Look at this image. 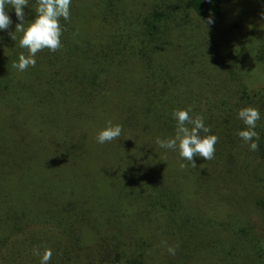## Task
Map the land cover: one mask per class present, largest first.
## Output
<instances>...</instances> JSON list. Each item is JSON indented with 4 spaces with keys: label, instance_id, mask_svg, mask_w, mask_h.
Instances as JSON below:
<instances>
[{
    "label": "trees",
    "instance_id": "1",
    "mask_svg": "<svg viewBox=\"0 0 264 264\" xmlns=\"http://www.w3.org/2000/svg\"><path fill=\"white\" fill-rule=\"evenodd\" d=\"M6 11L0 264H40L45 248L48 264H264V0H71L62 48L24 71ZM189 106L219 137L195 168L156 143ZM246 106L257 151L237 135ZM109 120L121 136L98 143Z\"/></svg>",
    "mask_w": 264,
    "mask_h": 264
},
{
    "label": "clouds",
    "instance_id": "2",
    "mask_svg": "<svg viewBox=\"0 0 264 264\" xmlns=\"http://www.w3.org/2000/svg\"><path fill=\"white\" fill-rule=\"evenodd\" d=\"M28 5V0H0V30H7L12 24V19L6 11V6L14 7L15 15L20 23L15 26V31L22 33L19 40L21 48L28 50V55L20 54L19 62L13 67L20 71L26 70L29 66L36 64L35 56L38 52L49 49L56 52L62 48L61 36L63 32L60 23L61 18L70 19L71 0H37L35 8V18L25 21L24 7ZM210 17L207 23H212ZM12 39L15 37L12 36ZM191 106L186 109H177L173 116L177 121L175 135L168 139L157 138L156 143L166 149H179V155L191 163L193 168L197 167L196 156L203 157L205 161H210L215 157V145L219 141L216 134H211L210 128L205 126L202 115L193 117ZM238 117L246 125L244 130L238 131L237 135L248 143L251 151L259 149V134L255 131L257 121L260 120V111L254 106H246L239 110ZM122 133V125L113 124L107 121V126L97 134V142L105 143L118 139ZM203 133V135H202ZM187 165L181 164V167ZM167 246V242H163ZM177 246H167V251L175 255ZM34 254L41 256L40 264H48L52 258V250L45 248L43 254L38 249H34Z\"/></svg>",
    "mask_w": 264,
    "mask_h": 264
},
{
    "label": "rangeland",
    "instance_id": "3",
    "mask_svg": "<svg viewBox=\"0 0 264 264\" xmlns=\"http://www.w3.org/2000/svg\"><path fill=\"white\" fill-rule=\"evenodd\" d=\"M162 224V226L165 228V227H167L166 226V224L165 223H161ZM169 233H170V231H168ZM154 236H152V238H153ZM155 241V244H160V245H163V246H166L163 242L164 241H166L167 242V240H164L163 238H159V239H156V240H154ZM167 246H169V243L167 242ZM176 258H177V260L178 261H181V257L180 256H176ZM197 264V263H196Z\"/></svg>",
    "mask_w": 264,
    "mask_h": 264
}]
</instances>
